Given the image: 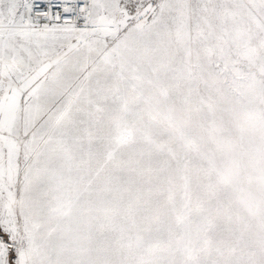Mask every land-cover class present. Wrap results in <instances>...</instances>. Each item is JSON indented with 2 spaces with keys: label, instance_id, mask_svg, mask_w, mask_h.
Listing matches in <instances>:
<instances>
[{
  "label": "snow or ice",
  "instance_id": "obj_1",
  "mask_svg": "<svg viewBox=\"0 0 264 264\" xmlns=\"http://www.w3.org/2000/svg\"><path fill=\"white\" fill-rule=\"evenodd\" d=\"M0 264H264V0H0Z\"/></svg>",
  "mask_w": 264,
  "mask_h": 264
}]
</instances>
